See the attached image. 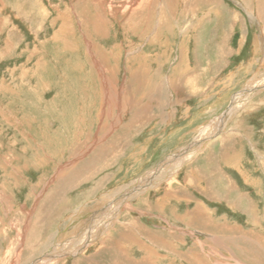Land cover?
Returning a JSON list of instances; mask_svg holds the SVG:
<instances>
[{"label": "rangeland", "instance_id": "obj_1", "mask_svg": "<svg viewBox=\"0 0 264 264\" xmlns=\"http://www.w3.org/2000/svg\"><path fill=\"white\" fill-rule=\"evenodd\" d=\"M193 3L0 0V264H264V0Z\"/></svg>", "mask_w": 264, "mask_h": 264}, {"label": "bare ground", "instance_id": "obj_2", "mask_svg": "<svg viewBox=\"0 0 264 264\" xmlns=\"http://www.w3.org/2000/svg\"><path fill=\"white\" fill-rule=\"evenodd\" d=\"M194 1H195V4L193 3V6H196V5L200 4V3H202V4H206V3H208V0H194ZM133 2H134V1H133ZM191 2H192V1H191ZM214 2H215V1H214ZM258 5H259V4H258ZM199 8H200V7H199ZM195 9H196V8H195ZM190 10L192 11V9H190ZM193 10H194V9H193ZM263 11H264V8H263ZM193 13H195V12H193ZM162 14H164V13L162 12ZM195 14H196V13H195ZM160 17H161V16H160ZM162 18H163V16H162ZM197 19H198V18H197ZM204 20H205V19H204ZM89 23H90V22H89ZM92 23H93V22H92ZM187 24H188V23H187ZM188 25H189V24H188ZM194 25H195V24H193V26H194ZM195 27H197V24H196ZM190 28H191V27H190ZM209 34H210V33H209ZM181 55H182V54H181ZM212 63H213V62H212ZM191 75H192V74L189 75L190 78H187V81L193 80V78L191 77ZM187 77H188V76H187ZM193 77H194V76H193ZM244 92H245V91H244ZM164 94H165V93H164ZM159 97H160V96H159ZM235 101H236V99L234 100V102H235ZM237 102H238V101H237ZM201 131H202V130H201ZM203 137H204V136H203ZM200 142H201V141H200ZM196 145H197V144H196ZM191 147H192V146H191ZM193 147H194V146H193ZM193 147L191 148L192 150H194ZM181 149H182V148H181ZM186 149H187V148H185L184 150L182 149L183 156H185V155L187 156V154L184 155V151H185ZM191 149H190V150H191ZM192 150H191V152H192ZM180 152H181V151H180ZM191 152H190V153H191ZM185 153H186V152H185ZM177 156H178V155H177ZM170 160H171V159H170ZM155 168H156V166H155ZM155 168H153V170H155ZM145 173H146V172H145ZM189 174H190V173H189ZM140 179H141V178H140ZM142 180H143V179H142ZM137 181H138V180H137ZM139 184H142V181H141V183H139ZM139 184L137 183L136 186H138ZM136 186H135V187H136ZM134 191H135V190H134ZM134 191H133V192H134ZM125 196H126V195H125ZM121 201H122V200H121ZM121 201L119 202V201H116V200H115V201H113V204H112V205H113V206H114V205H115V206H116V205L118 206V205L121 204ZM105 204H106V203H105ZM109 204H110V203H109ZM107 206H108V205H107ZM108 207H109V206H108ZM103 219H104V218H103ZM98 220H99V219H98ZM99 222H101V221L99 220ZM107 222H108V221H107ZM97 225H98V224H97ZM104 225H105V224H104ZM106 226H107V224H106ZM106 226H105V227H106ZM101 229H102V228H101ZM94 230L96 231V229H94ZM97 232H98V231H97ZM86 233H87V231H86ZM86 233H85L84 238H83V239L81 240V242H80V243H82V242L84 241V239L86 238L82 245H85L90 239H92L91 234H89V233H92V232H89L88 234H86ZM122 235H123V234H122ZM119 239H120V238H119ZM133 239H134V238H133ZM120 241H121V240H120ZM78 243H79V242H78ZM104 243H106V242H104ZM170 243H171V242H170ZM119 244H120V243H119ZM79 245H80V244H79ZM156 245H157V244H156ZM164 245H165V244H164ZM82 247H83V246H82ZM167 247H168V246H167ZM114 248H115V247H114ZM120 248L122 249V247H120ZM128 248H129V247H128ZM76 249L79 250L80 248H76ZM188 249H190V248H188ZM78 250H77V251H78ZM74 251H76V250H74ZM64 252H65V251H64ZM78 252H79V251H78ZM152 252H153V251H152ZM60 253H61V252H60ZM126 253H127V252H126ZM190 253H191V252H190ZM5 254H6V253H5ZM181 254H182V255L186 254V255H184V257L189 258V256H187V255H188V252H185V251H184V252H182ZM181 254H180V255H181ZM52 255H53V254H52ZM54 255H55V254H54ZM59 255H60V254H57V255L53 256V259H52V260H54V261L58 260V259H59V258H58ZM195 257H196V256H195ZM195 257H194V258H195ZM47 258H48V257H47ZM86 258H87V257H86ZM88 259H89V258H88ZM0 260H1V259H0ZM48 260H49V259H48ZM80 260H81V259H80ZM80 260H78V261H80ZM89 260H90V259H89ZM87 261H88V260H87ZM171 261H172V260H171ZM46 262H47V260L45 261V263H46ZM75 262H77V260H76ZM137 262H138V261H136V263H137ZM140 262H141V261H140ZM140 262H139V264H140ZM145 262H146V261H145ZM149 262H150L149 264H157L156 261L152 259V255L149 256ZM36 263H37V262H36ZM49 263H50V262H49ZM87 263L90 264V261H88ZM91 263H92V262H91Z\"/></svg>", "mask_w": 264, "mask_h": 264}]
</instances>
